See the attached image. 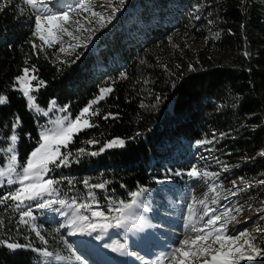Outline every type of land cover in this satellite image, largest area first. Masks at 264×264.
<instances>
[{
    "label": "trees",
    "instance_id": "1",
    "mask_svg": "<svg viewBox=\"0 0 264 264\" xmlns=\"http://www.w3.org/2000/svg\"><path fill=\"white\" fill-rule=\"evenodd\" d=\"M99 1L50 7L68 14L63 27L72 36L54 29L56 42L37 48L30 44L38 38L34 9L23 0L0 1V95L7 98L0 105V162L12 134L21 166L39 144L36 116L15 90L25 68L44 81L34 91L37 104L55 101L75 117L95 99L99 113L89 117L95 126L63 149L68 166L49 165L45 179L56 183L43 200L55 203L34 202L31 224L20 223L16 202L0 204V240L30 245H0V264H94L63 226L94 247H123L128 236L120 225L131 228L130 218L146 207L183 230L197 201L209 217L229 213L217 226L248 233L261 250L250 261L264 264V0H124L118 7L108 0L114 15L95 9ZM81 4L105 20L97 23ZM91 32L98 35L89 44ZM103 88L112 91L100 99ZM114 139L125 145L106 147ZM193 167L198 178L187 175ZM10 192L2 187L0 197ZM250 210L249 225L230 231V222Z\"/></svg>",
    "mask_w": 264,
    "mask_h": 264
},
{
    "label": "snow or ice",
    "instance_id": "2",
    "mask_svg": "<svg viewBox=\"0 0 264 264\" xmlns=\"http://www.w3.org/2000/svg\"><path fill=\"white\" fill-rule=\"evenodd\" d=\"M23 3L26 5H30L32 9L35 11V30L36 33L40 34L39 39L43 41L45 44H51L56 42L57 38L54 35L53 30L57 29L60 33H66L69 36H72L71 32L63 27V25L67 24L69 21V16L67 13H64L62 16H57L50 12V10L46 9L43 4V0H23ZM124 0H118L117 7L119 4H123ZM111 6V5H110ZM4 8L3 4H0V11ZM81 9L86 11H90L91 15L96 18L97 23H102L105 20V17L102 13L92 11L87 5L81 4ZM43 10V11H42ZM116 9L113 8V11ZM60 21V23H57ZM47 25V27H43ZM79 30V29H78ZM47 32V38L45 35L41 34L43 32ZM75 39V37H73ZM36 46L33 45V48ZM65 49L61 47V51ZM29 71L35 72V69L25 68L23 70V75L17 78L18 91L22 93V97L26 98L27 106L32 108L34 107V96L31 95L35 90H38L39 86H43L44 81L38 80L36 75H32L30 79L28 78ZM31 81H37V86L34 88L31 84ZM112 91L111 88H103L100 92V99L104 98V93H110ZM6 97L0 95V105H4L6 103ZM98 103L97 100H93L91 104L84 107L75 118L65 117L64 120L58 121V127L55 130H46L40 132V140L43 143H40L39 147H37L34 151L31 152L30 158H28L24 165H22V175L19 176L18 180H14L11 178L10 174L15 172V167H10L8 169L9 178L7 179V185L11 186L14 183H18V187L14 189V191L8 193L6 196L0 197V204L6 203L8 200L13 202H18L16 204L17 208H20L21 205H24L26 201H39V207L44 208L46 206H51L55 201L49 199L47 201L43 200V195L47 193V195H51L54 189H51V186L56 183L53 179H44V176L50 171L49 165H55L56 167L60 166H68L69 160L68 156L70 153H61L60 146L67 148L68 145L73 140V135L78 134L80 131L94 127V122H90V116H96L99 113L93 109V105ZM52 104L55 105V101H52ZM37 112H42L43 110L39 107H35ZM63 110V109H62ZM66 111V110H65ZM44 115H47V112H43ZM115 118V117H113ZM104 119H108V116H105ZM20 124V118H16V124L13 125V128ZM11 141L13 144L17 141V135H11ZM88 143H92V141H88ZM198 144L207 143V141H198ZM119 145L123 147L125 145V141L121 139H114L109 141L106 145L108 148H112L114 146ZM9 152H14V148H9ZM80 153L84 152V149H79ZM91 155H97L96 152H92ZM264 156V153H261ZM10 159L15 162L17 160L16 155H12ZM59 161V163H57ZM6 173L0 169V185L4 183L3 178ZM190 178H198L199 173L195 167L192 168L191 171L187 174ZM205 177H216L218 173H203ZM27 182V183H26ZM71 183V181H69ZM87 185V181H84ZM264 183V181H261ZM97 188H103V184L95 185ZM51 189V190H50ZM143 191V190H142ZM134 196H139L140 193H134ZM59 204L64 205L65 201H58ZM215 203V201H213ZM80 207H84L81 205ZM191 211V209H190ZM237 212L240 209H236ZM94 216H102V213H93ZM205 215H207V209H205ZM230 215L229 213H223L221 216H211L206 221L205 229L202 228L200 230L193 228V231H197V235L195 239L192 240L191 245L195 247L199 241H206L208 237L212 236L215 233L214 243L219 244V249H212L211 245L208 247H199L196 248L195 251H182L177 249L180 252V255L184 258L180 261V264H185V261L190 255H207L210 256L209 259H204V264H239V261L242 260H251L255 255L260 253V249L256 247L254 243L251 242V238L248 233L241 231L236 235H229L224 228L225 224H220L217 226V222L221 221L224 216ZM32 213L30 211L23 210L20 216V223L27 224L28 221L25 217L31 218ZM83 220H87L88 218L82 217ZM90 228L95 229V224H90ZM264 232V230H258ZM39 236L40 234L37 233ZM244 238V244H238V242ZM43 240V237H41ZM185 245H188V241L183 242ZM0 245L6 246V248L11 250H21L26 247H30V245H23L15 242H7L5 240H0ZM244 245H247V250H245ZM43 255L51 256L52 253L48 251H44Z\"/></svg>",
    "mask_w": 264,
    "mask_h": 264
},
{
    "label": "rangeland",
    "instance_id": "3",
    "mask_svg": "<svg viewBox=\"0 0 264 264\" xmlns=\"http://www.w3.org/2000/svg\"><path fill=\"white\" fill-rule=\"evenodd\" d=\"M0 1H2V0H0ZM70 1H73V0H43V4L46 7V9L49 10L50 7L51 8H58V7H61L64 3L70 2ZM92 5L94 6L95 9H98L101 12L109 11L110 15L115 14V11L110 10L108 0H101L97 3L92 4ZM43 27L46 28L47 25H44ZM41 34L45 35V37L47 38L48 34L46 31L41 33ZM39 35L40 34H38L37 39L31 40L30 44L32 47H33V45L36 46L35 48L41 47L44 45V42L39 39ZM97 35H98V32L89 33L87 36L86 42L89 44H92L93 40L97 37ZM23 74L24 73L22 71V74L20 76H22ZM32 75H33V72L29 71L28 78L30 79V77ZM16 81H17V79H16ZM31 84L33 85V81H31ZM18 87H19V85H17V83H16L15 90H17ZM33 87H34V85H33ZM20 94L22 95L21 92H20ZM30 94L34 96V107H32V108L28 107L26 98H24V100L26 102V106H27L28 110L34 116H36V123H37V127H38V137H39V144L37 147H39L40 143H43V141L40 140V135H39L41 131L55 130L58 127V124H57L58 121L64 120L65 117H68V118H75V117H72L70 115V113L67 111L66 107H59L56 104L53 105L52 101L49 102L48 105L45 107L37 104V102L35 100L34 91ZM35 107H39L43 111L37 112L35 110ZM43 112H47L48 114L44 115ZM9 148H14V152H9L8 151ZM63 149H64V147L60 146L61 153H62ZM2 155H3V162H0V169H2L6 173V175L3 178L4 183L2 185H0V188L4 187V188L11 189L12 191H14V189L19 186L18 183H14L13 185L9 186V185H7V179L9 178L8 169L10 167H15V169H16L15 172H12L10 174L12 179L18 180L19 176L22 175V166L20 165V162L18 161L16 142H15V144H13V142L10 139L9 144L2 151ZM12 155H16V157H17V160L15 162H13L10 159V157ZM30 155H31V153L29 154L28 158H30ZM44 179H45V176H44ZM51 189H52V186H51ZM45 197H49V195H47V193H45L43 195V199ZM34 202H36V201H30V202L26 201L24 205H21V207L23 210L31 212V208H32V205ZM16 203H18V202H16ZM255 212H256V210L246 211V213H244L243 215L232 220L230 222V225H229V228H230L229 230L234 231L239 227H242L244 225H249V223H250L249 217L254 215ZM25 219L28 221V223L31 224L32 216H31V218L25 217ZM208 219H209V214L207 212V215H205V209L203 207L202 202L197 201L194 204L191 211L189 212L188 217L186 218L183 230L176 231V233H177L176 236H174L173 238H170L168 236V233L165 232V230L168 229V224L170 222L168 220H166L165 217H163L157 211H153V210L149 209L148 207H146L144 214L139 216L138 219L132 220V223L134 224L132 226L134 229L131 231V233H134L133 234L134 238L137 240H143L144 242H149L151 244L155 243L158 246L146 247V249H145L146 253L148 255L150 254L149 255L150 258H149V256L144 255L142 257V262H146L148 259V261H150V264H180V261L183 260L184 258L180 255V252H178L177 249H180L182 251H195L196 248L208 247L209 245H211L212 249H219V244L214 243L213 235L208 237L206 241H199L195 247H193L191 245L192 240L195 239V237L197 235V231H193V228L195 227V229H197V230L204 228L205 232H206L207 228L205 227V225H206V221ZM164 223H166V224H164ZM248 227H249V229H252V226H248ZM62 231L65 233L67 238L75 240V236H76L77 237L76 240L77 241L79 240L81 245L84 244L83 241L81 240V237H79L80 239H78V234L76 232H74V230L72 229V227L70 225L63 226ZM184 241H188L189 242L188 245H185L183 243ZM134 246H136V243L132 240V246L127 244L126 248H118L115 245H113L111 248L110 247H103L102 250H97V251H99L101 253V255H105L106 257H108L110 259V261H112V262L116 261L117 264H130V259L126 254L127 253L128 254L135 253L136 249ZM89 251H91V250L89 249ZM93 252H96V250ZM204 259L210 260V256L200 255V254H197L195 256L190 255L187 258V260L185 261V264H204ZM133 262L135 263V262H137V260L133 259ZM94 264H99V263L94 262ZM143 264H147V263H143ZM247 264H260V262L258 263L257 261H250L249 260V261H247Z\"/></svg>",
    "mask_w": 264,
    "mask_h": 264
},
{
    "label": "bare ground",
    "instance_id": "4",
    "mask_svg": "<svg viewBox=\"0 0 264 264\" xmlns=\"http://www.w3.org/2000/svg\"><path fill=\"white\" fill-rule=\"evenodd\" d=\"M76 237V236H75ZM80 236L78 235V239H80L79 238ZM77 238V237H76ZM81 240L83 241V245H81V244H79V247H81V248H87V251H89V249L91 250V251H89V252H92L94 255H95V257H97V259H98V263L99 264H117L116 263V261H114V262H112V261H110V259L108 258V257H106L105 255H101V253L99 252V251H97V250H100L99 248H95L93 245H91L90 243H88L87 241H85L84 239H82L81 238ZM85 241V242H84ZM82 243V242H81ZM88 244H90V246L88 245ZM84 246V247H83ZM96 250V252H93V251H95ZM93 250V251H92ZM112 260V259H111ZM143 263H149L150 264V261H148V259H147V261L146 262H141L140 260H137V262H135L134 264H143Z\"/></svg>",
    "mask_w": 264,
    "mask_h": 264
},
{
    "label": "water",
    "instance_id": "5",
    "mask_svg": "<svg viewBox=\"0 0 264 264\" xmlns=\"http://www.w3.org/2000/svg\"><path fill=\"white\" fill-rule=\"evenodd\" d=\"M93 260H96V261H97L98 259H97V257L93 256L92 261H93Z\"/></svg>",
    "mask_w": 264,
    "mask_h": 264
}]
</instances>
